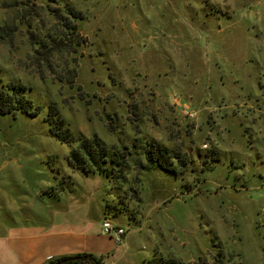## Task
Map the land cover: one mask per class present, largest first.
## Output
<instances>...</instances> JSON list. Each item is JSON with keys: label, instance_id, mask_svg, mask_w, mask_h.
Wrapping results in <instances>:
<instances>
[{"label": "rangeland", "instance_id": "1", "mask_svg": "<svg viewBox=\"0 0 264 264\" xmlns=\"http://www.w3.org/2000/svg\"><path fill=\"white\" fill-rule=\"evenodd\" d=\"M0 78L130 152L114 187L68 166L43 115H0V195L88 204L96 234L127 231L110 264H264V0H0Z\"/></svg>", "mask_w": 264, "mask_h": 264}, {"label": "crops", "instance_id": "2", "mask_svg": "<svg viewBox=\"0 0 264 264\" xmlns=\"http://www.w3.org/2000/svg\"><path fill=\"white\" fill-rule=\"evenodd\" d=\"M52 193L55 197L56 192ZM18 199L0 195V264H49L51 260L86 253L102 256L104 264H110L115 249L113 238L96 234L98 231L89 226L88 204L80 210L82 217H72L59 215L71 205L57 208L55 200L50 202L40 192L36 198Z\"/></svg>", "mask_w": 264, "mask_h": 264}, {"label": "trees", "instance_id": "3", "mask_svg": "<svg viewBox=\"0 0 264 264\" xmlns=\"http://www.w3.org/2000/svg\"><path fill=\"white\" fill-rule=\"evenodd\" d=\"M68 11L75 18H78L71 9ZM28 91L29 89L21 83H6L0 78V115H16L19 112L32 117L43 115L50 133L62 145H67L70 148L67 164L72 170H81L87 175L97 173L105 175L113 185L115 184L114 187L116 183H125L127 180L126 162L130 152H125L126 150L124 152L120 150L111 152L100 137L89 138L80 133H74L55 105L50 110L45 111L44 107L37 105L30 96L26 95ZM149 148L146 159L150 167L158 166L176 176L181 175L174 163L176 157L171 156L162 144H151ZM215 161L218 160L215 159ZM114 212L116 215L126 214L128 209L116 206ZM78 257L81 259L72 264H104V257L102 256L86 253ZM61 259L51 260L49 264H55ZM155 264L175 263L172 260L159 258Z\"/></svg>", "mask_w": 264, "mask_h": 264}, {"label": "built area", "instance_id": "4", "mask_svg": "<svg viewBox=\"0 0 264 264\" xmlns=\"http://www.w3.org/2000/svg\"><path fill=\"white\" fill-rule=\"evenodd\" d=\"M189 115V112L186 111ZM127 231L120 225L115 224L110 218L105 217L102 221V234L113 238L121 239Z\"/></svg>", "mask_w": 264, "mask_h": 264}, {"label": "water", "instance_id": "5", "mask_svg": "<svg viewBox=\"0 0 264 264\" xmlns=\"http://www.w3.org/2000/svg\"><path fill=\"white\" fill-rule=\"evenodd\" d=\"M80 259H81V257L73 256V257H68V258L61 259L60 261H58L55 264H72V263H74L76 261H79Z\"/></svg>", "mask_w": 264, "mask_h": 264}]
</instances>
